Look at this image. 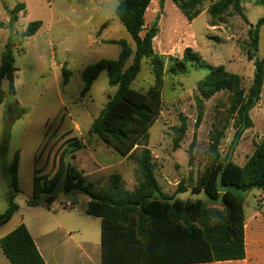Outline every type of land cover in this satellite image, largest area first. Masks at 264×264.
Instances as JSON below:
<instances>
[{"label": "rangeland", "instance_id": "rangeland-1", "mask_svg": "<svg viewBox=\"0 0 264 264\" xmlns=\"http://www.w3.org/2000/svg\"><path fill=\"white\" fill-rule=\"evenodd\" d=\"M120 1L30 0V14L15 23L10 19V9L7 10L15 0H0V57L9 36L17 38L32 21H46L44 29L24 39L15 50V65L19 71L17 94L14 97L8 95L0 105V214L7 208L10 190L7 169L17 152L21 189L15 199L19 210L0 229V235L10 233L22 220H26L48 228L65 226L71 229L76 240H100V220L86 214L88 196L77 190L66 192L64 180L57 185L53 193L56 199L50 206L45 196L37 207L27 204L32 196L36 170L39 175L52 172L55 155L71 138H78L83 146L73 153L74 158L69 153L66 160L83 171L86 182L94 183L95 189L107 188L113 174H119L125 188L131 192L142 181L137 161L139 151L132 157H122L89 132L93 121L117 91L116 86L109 84L107 72L99 75L90 92L85 96L81 94L84 88L82 73L86 67L100 60L118 59L121 47L112 42L125 40L135 49L132 37L115 15ZM212 1L216 0L204 3V13L191 24L172 2L167 3L158 24L160 32L154 49L160 54L179 57L185 48L190 47L209 64L224 65L228 71L239 74L248 89L253 80L254 65L243 47L249 41V22L254 25L264 16V3L259 0L243 3L249 22L231 13L225 23L211 26L212 17L207 9ZM160 14V8L158 11L150 10L146 28L153 25ZM53 21L56 32L50 33L47 25ZM105 22L107 25L103 27ZM263 57L264 26L260 30L258 48V58ZM63 66L70 73L67 83H64ZM207 74L204 68L190 66L186 74H166L162 87V112L149 130L147 147L153 155L155 176L168 195H174L180 183L187 186V191L176 194V198L181 200L206 199L203 192L191 189L207 163L208 134L216 112L228 106L225 92L206 100L204 120L199 130H195L197 84ZM154 84L150 62L144 58L142 70L132 88L147 92ZM3 88L7 90L6 82ZM15 100L21 105H17ZM251 115L254 127L244 133L234 154L239 165L246 163L254 151V142L264 135V91L261 102ZM182 116L187 119L188 131L180 147L175 148L173 128L181 124ZM233 133V129L227 131L222 150H226ZM194 137L196 141L192 148ZM191 148L192 164L189 163ZM68 204H73L75 209L69 208ZM244 209L249 226L264 223V192L253 190L246 193ZM248 248L252 250L251 245Z\"/></svg>", "mask_w": 264, "mask_h": 264}, {"label": "trees", "instance_id": "trees-1", "mask_svg": "<svg viewBox=\"0 0 264 264\" xmlns=\"http://www.w3.org/2000/svg\"><path fill=\"white\" fill-rule=\"evenodd\" d=\"M188 22H193L203 12V5L209 0H171ZM251 0L212 1L207 11L212 17L211 26L225 23L234 13L249 22L243 3ZM264 3V0H259ZM152 0H121L115 9L127 32L135 43L133 49L125 40L114 41L121 51L116 60H100L89 65L82 73L85 96L99 75L105 71L109 84L116 86V93L110 98L98 117L91 124L89 132L97 135L108 147L122 157L137 154L142 181L134 192L125 188L122 177L113 174L105 189H95L94 183H87L83 171L67 162L68 154L79 150L83 144L78 138L66 141L64 148L55 155L52 172L39 175L36 170L33 192L28 206L37 207L43 196L50 206L56 199L53 195L59 182L64 180V190L80 191L89 197L86 214L101 220L103 264H188L200 262L241 261L246 258L244 209L245 195L253 190L264 192V135L254 142V151L244 165L234 160V154L244 133L254 127L251 112L262 98L264 86V57L258 58L260 30L264 16L248 30L249 41L244 50L253 62L254 74L248 89L243 78L230 72L224 65H211L198 52L188 47L182 57L158 53L154 39L159 34V17L145 28V14ZM24 4L10 9V19L17 23ZM107 25V22L103 27ZM251 26V23L249 22ZM41 21H32L17 38L9 36L0 57V105L7 96H16L15 50L22 41L37 34ZM150 62L155 84L147 92L132 88L142 70V60ZM131 61V62H130ZM189 66L204 68L208 74L198 82L195 97L198 131L204 120L205 101L220 92L227 93L228 106L216 112L212 129L208 134V153L205 169L200 172L191 189L203 192L206 199L181 200L178 192L188 187L183 183L174 195L166 194L156 176L151 150L147 147L149 130L158 120L162 108V87L164 76L186 74ZM64 83L70 73L63 66ZM7 83V90L3 88ZM19 105V102L15 100ZM174 147L188 131L187 119L182 116L181 124L173 128ZM229 129L233 137L226 150L222 142ZM9 135L7 136V140ZM196 137H194L192 148ZM192 148L189 163L193 162ZM19 152L7 169L9 192L7 208L0 214V227L10 222L19 207L15 202L21 193L19 183ZM0 247L11 264H46L33 237L24 223L0 239Z\"/></svg>", "mask_w": 264, "mask_h": 264}, {"label": "crops", "instance_id": "crops-1", "mask_svg": "<svg viewBox=\"0 0 264 264\" xmlns=\"http://www.w3.org/2000/svg\"><path fill=\"white\" fill-rule=\"evenodd\" d=\"M29 1L30 0H15V2L11 4L7 10L13 9L18 4H24L25 9L24 11H21V13L23 12V14L20 16L19 18L20 20L21 18H24L25 16L30 14ZM171 2H172L171 0H152L145 14V23H146V18L150 13V10L158 11V8H160L161 14L159 16V22H158V24H160L161 19L164 16L167 3L170 4ZM45 27H46V21L42 20V26L39 29V31L44 29ZM47 27L50 33L56 32L54 30V21L52 23L49 22ZM156 41H157V37L154 39V43H156ZM51 46H53V44H51ZM182 54L179 57H182ZM18 72L19 71H17L15 77L16 94H17ZM263 91H264V86H263ZM19 105H21L20 102ZM89 201L90 199L88 197L86 201L87 204ZM69 205L70 204H68L67 206L69 207ZM69 208L75 209V206L73 205L72 207ZM94 219H99V218H94ZM21 223H24L28 228L46 264H103L101 238L100 240H95V241L90 240L89 238H84L83 240L82 239L76 240L74 238V234L71 232V229H68L65 226L48 228L46 225L39 224L38 222L35 221H31L30 223H27L26 220H22ZM100 224H101V220H100ZM6 225L7 224L1 226L0 229ZM6 234L0 235V239L6 236ZM245 243H246V258L244 260L225 261V262H200V263H188V264H264V223H255L252 226H249V224L246 222ZM250 245L252 246V250H249L248 248ZM0 264H11L7 259L6 255L3 253L1 247H0Z\"/></svg>", "mask_w": 264, "mask_h": 264}, {"label": "built area", "instance_id": "built-area-1", "mask_svg": "<svg viewBox=\"0 0 264 264\" xmlns=\"http://www.w3.org/2000/svg\"><path fill=\"white\" fill-rule=\"evenodd\" d=\"M72 206H73V204H70V205H69V207H72Z\"/></svg>", "mask_w": 264, "mask_h": 264}, {"label": "water", "instance_id": "water-1", "mask_svg": "<svg viewBox=\"0 0 264 264\" xmlns=\"http://www.w3.org/2000/svg\"><path fill=\"white\" fill-rule=\"evenodd\" d=\"M253 25H251V27H252Z\"/></svg>", "mask_w": 264, "mask_h": 264}]
</instances>
